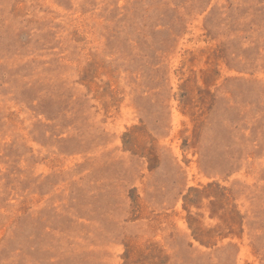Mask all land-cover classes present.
I'll return each mask as SVG.
<instances>
[{
  "label": "rangeland",
  "instance_id": "obj_1",
  "mask_svg": "<svg viewBox=\"0 0 264 264\" xmlns=\"http://www.w3.org/2000/svg\"><path fill=\"white\" fill-rule=\"evenodd\" d=\"M0 264H264V0H0Z\"/></svg>",
  "mask_w": 264,
  "mask_h": 264
}]
</instances>
